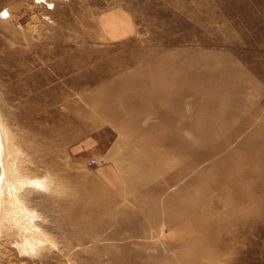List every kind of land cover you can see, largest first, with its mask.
<instances>
[{
  "label": "rangeland",
  "instance_id": "1",
  "mask_svg": "<svg viewBox=\"0 0 264 264\" xmlns=\"http://www.w3.org/2000/svg\"><path fill=\"white\" fill-rule=\"evenodd\" d=\"M0 122V264H264V0H0Z\"/></svg>",
  "mask_w": 264,
  "mask_h": 264
},
{
  "label": "bare ground",
  "instance_id": "2",
  "mask_svg": "<svg viewBox=\"0 0 264 264\" xmlns=\"http://www.w3.org/2000/svg\"><path fill=\"white\" fill-rule=\"evenodd\" d=\"M1 122H0V239L3 238L2 237L3 234H5L6 237L12 239L13 236L11 234V229H12L11 227L15 225L19 227L18 231L23 233L22 234L23 236L22 238L24 241L23 243L27 245L29 243V247L35 249L34 247H36L35 245L39 243L40 239L32 235L33 233L31 231L32 230L37 231L38 227L33 224V218H34L33 213L29 210V207L26 205V202H24L23 200L24 187L26 185L41 187L43 185L45 186V184L40 179H36V178L30 179V178L20 177L19 170H15L13 168L15 166L14 157L16 156V154H14L15 147L13 146L12 142H10L9 133H7L3 128V126H1ZM197 161L201 162L200 160ZM173 202L174 200L172 196H170L167 199V204L169 206H173ZM20 214H23L22 216H24V219L22 216H20ZM25 218L27 220L26 222H24ZM27 222L30 223L26 225Z\"/></svg>",
  "mask_w": 264,
  "mask_h": 264
},
{
  "label": "built area",
  "instance_id": "3",
  "mask_svg": "<svg viewBox=\"0 0 264 264\" xmlns=\"http://www.w3.org/2000/svg\"><path fill=\"white\" fill-rule=\"evenodd\" d=\"M91 163L96 164V163H97V160H96L95 158H93V159L91 160Z\"/></svg>",
  "mask_w": 264,
  "mask_h": 264
},
{
  "label": "snow or ice",
  "instance_id": "4",
  "mask_svg": "<svg viewBox=\"0 0 264 264\" xmlns=\"http://www.w3.org/2000/svg\"><path fill=\"white\" fill-rule=\"evenodd\" d=\"M6 14V13H5Z\"/></svg>",
  "mask_w": 264,
  "mask_h": 264
}]
</instances>
